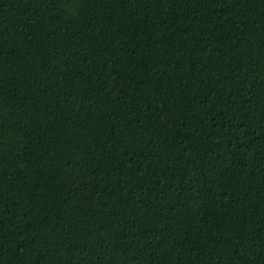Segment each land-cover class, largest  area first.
<instances>
[{
	"label": "trees",
	"instance_id": "obj_1",
	"mask_svg": "<svg viewBox=\"0 0 264 264\" xmlns=\"http://www.w3.org/2000/svg\"><path fill=\"white\" fill-rule=\"evenodd\" d=\"M0 264H264V0H0Z\"/></svg>",
	"mask_w": 264,
	"mask_h": 264
}]
</instances>
